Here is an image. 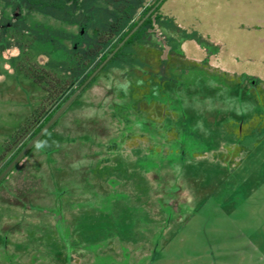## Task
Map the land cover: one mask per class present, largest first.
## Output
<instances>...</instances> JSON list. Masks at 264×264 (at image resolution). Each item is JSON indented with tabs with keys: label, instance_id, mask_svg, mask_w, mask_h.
Masks as SVG:
<instances>
[{
	"label": "rangeland",
	"instance_id": "obj_1",
	"mask_svg": "<svg viewBox=\"0 0 264 264\" xmlns=\"http://www.w3.org/2000/svg\"><path fill=\"white\" fill-rule=\"evenodd\" d=\"M81 5L55 18L0 0V141L28 130L15 150L54 107L26 69L66 78L80 25L106 18ZM197 21L175 22L165 92L101 73L0 181V264H264V42ZM219 122L242 131L223 139Z\"/></svg>",
	"mask_w": 264,
	"mask_h": 264
},
{
	"label": "trees",
	"instance_id": "obj_2",
	"mask_svg": "<svg viewBox=\"0 0 264 264\" xmlns=\"http://www.w3.org/2000/svg\"><path fill=\"white\" fill-rule=\"evenodd\" d=\"M5 1L10 3L15 1L18 5L29 6L34 9V11L50 14L55 18L70 16V9L76 11L82 6L81 0ZM94 1L96 0H89L91 3L90 6H92ZM100 1L102 6L99 9L102 10L99 16H104L106 18L101 22L96 20L93 26H89L88 23L80 25L79 32L73 40V46L71 49V53L77 56L78 59L75 66L69 70V74L66 78L58 77L54 73L42 68L34 67L26 69V77L45 94L44 101L48 102L50 107H54L51 112L42 119L40 124L32 131V133H30L27 140L22 143L19 148L16 150L14 149L22 136L26 135L28 131L26 128H22L16 136L4 145V151L0 154V163L4 162L6 157L9 158L1 167L0 174L14 160L27 143L43 128L51 117L61 108V106L72 96V94L88 79V77L115 50V48H117L128 33L149 12L158 0H153L150 4L148 3V0ZM159 8L160 6L144 20L140 27L114 53L110 60L102 67L85 89L90 87L93 84V81L101 73L113 69L118 70L123 76H133V78H137L136 80L143 81L145 83L144 90L146 92H149V86L151 83H157L158 89L162 91L163 80L161 77L165 70L175 66L177 60L176 58L170 56L162 58V53L166 51L169 44L165 42L162 36L163 34L160 31L161 28H163V20L157 17L156 13ZM89 27H92V38L87 41L85 39V35L87 34ZM156 27L160 30L157 31ZM82 45H85V47L83 48ZM130 96L131 100L134 101L132 107L137 112L149 110L150 112L147 115L153 116L155 111H157L158 116L162 119V106L155 104L149 105L148 103L143 102V99L139 100L134 93H131ZM154 119L157 120V118ZM51 127L41 136V138L46 135ZM169 127V132H172L174 130V126L169 125ZM16 165L12 169H14Z\"/></svg>",
	"mask_w": 264,
	"mask_h": 264
},
{
	"label": "crops",
	"instance_id": "obj_3",
	"mask_svg": "<svg viewBox=\"0 0 264 264\" xmlns=\"http://www.w3.org/2000/svg\"><path fill=\"white\" fill-rule=\"evenodd\" d=\"M166 1V0H165ZM167 12L172 15L166 16L167 19L163 20V38L169 47L166 49V56L172 57V42H176L180 37L179 24H176L177 19L184 22H198L197 19H203L205 21H210L211 27H233L236 34L245 36L246 34H251L255 36L259 42H264V0H168ZM157 17H165L157 13ZM177 18V19H176ZM176 22V23H175ZM156 30L159 29L156 27ZM165 33V34H164ZM186 33V32H185ZM186 36L189 38H184L180 40V50L183 49L184 43H196V34L194 32H187ZM169 53V54H168ZM181 53V52H180ZM181 55V54H180ZM183 56L181 55V59ZM170 81V80H168ZM167 81V82H168ZM166 85H163V91L165 92ZM153 89V87H151ZM251 100V99H250ZM253 116L248 117L245 122H250ZM186 118L188 116L186 115ZM188 123L191 125V119L188 118ZM244 122V121H242ZM235 123V122H234ZM233 123V124H234ZM215 123L218 126V130L223 135V139H236V133L242 131V128H236L233 126L232 122L226 123ZM232 124V126H229ZM27 135V134H26ZM4 138V137H3ZM8 140V137L1 139V145H4ZM240 152L243 147L242 145L235 146L230 144L229 147L234 149V147ZM223 153V152H220Z\"/></svg>",
	"mask_w": 264,
	"mask_h": 264
},
{
	"label": "water",
	"instance_id": "obj_4",
	"mask_svg": "<svg viewBox=\"0 0 264 264\" xmlns=\"http://www.w3.org/2000/svg\"><path fill=\"white\" fill-rule=\"evenodd\" d=\"M165 0H158L149 12L138 22V24L128 33L123 41L115 48V50L100 64V66L88 77V79L72 94V96L61 106V108L51 117V119L43 126V128L27 143V145L20 151L14 160L3 170L0 174V181L10 172V170L24 157V155L34 146V144L41 138V136L53 125V123L60 117L65 109L75 100L81 91L91 82L102 67L110 60L114 53L124 44V42L140 27L144 20L152 14Z\"/></svg>",
	"mask_w": 264,
	"mask_h": 264
}]
</instances>
